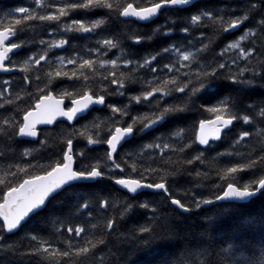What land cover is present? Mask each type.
<instances>
[{
  "label": "snow or ice",
  "instance_id": "obj_1",
  "mask_svg": "<svg viewBox=\"0 0 264 264\" xmlns=\"http://www.w3.org/2000/svg\"><path fill=\"white\" fill-rule=\"evenodd\" d=\"M193 2L151 0L141 6L121 0H32L34 7L19 6L0 18V74L23 73L19 87H13V79L0 80V264H132V256L158 245L175 249L160 264H264V243L257 251L254 244L218 239L210 231V215L195 233L183 227L190 215L209 207L216 209L214 215H225L235 202L264 196V96L243 106L239 100L248 89L264 88V0H216V6L194 9L190 17L166 18L146 36L109 32L110 25L151 22L163 10ZM77 12L84 17L73 18ZM181 24L185 39L158 51L140 56L125 44L168 38ZM208 28L220 38L244 30L216 53L218 42H201ZM43 31L53 39L37 40ZM193 31L199 37L188 39ZM79 39L86 43H73ZM34 45L38 51L13 59ZM68 47L71 54H54ZM161 59L166 60L162 67ZM94 84L101 85L99 91ZM220 88L228 90L220 93ZM109 97L117 99L109 102ZM26 101L31 103L21 107ZM134 106L145 110L133 114ZM105 108L110 115L87 119ZM194 111L202 118L192 125L194 138L185 141L188 130L179 125ZM79 120L85 122L77 128ZM239 121L250 130L235 133ZM54 124L63 127L48 162L41 164L40 150L57 134L37 126ZM161 129L120 152L133 137L143 141ZM79 140L86 144L77 151L74 141ZM229 140L228 149L209 157L216 142ZM101 145H106L103 153H94L93 146ZM177 152L185 159L173 166L165 157ZM209 159L227 160L216 167L214 178L197 167ZM157 161L162 163L152 167ZM129 167L127 177L116 175ZM245 172L251 178L243 180ZM101 179L119 188L100 198L103 193L89 191L88 182ZM181 179L192 185L183 189V198L171 190ZM204 180L211 184V195L204 194ZM145 189L158 199L138 201ZM62 194L60 211L45 218V228L26 231ZM73 221L80 223L73 227ZM259 221L264 229V210ZM130 222L133 227H127ZM65 225L63 247L41 234L63 236Z\"/></svg>",
  "mask_w": 264,
  "mask_h": 264
},
{
  "label": "trees",
  "instance_id": "obj_2",
  "mask_svg": "<svg viewBox=\"0 0 264 264\" xmlns=\"http://www.w3.org/2000/svg\"><path fill=\"white\" fill-rule=\"evenodd\" d=\"M45 3H47V0H44ZM59 3H63L64 0H58ZM123 3H133L134 5H146L151 2V0H121ZM31 6L34 7V3H32V0H0V18H3L9 11H13L15 8L19 6ZM216 6V0H200L196 4L192 5L191 7L187 9H180V10H165L161 12V14L156 17L151 23L146 25H141L136 22L131 24H114L109 26V32L110 33H126L128 36L131 35H150L152 34V30L156 28L158 25H163L165 23L166 18L171 19H183L186 17H190V15L193 13L194 9H201V8H208L211 9L212 7ZM83 13H74L73 18H83ZM227 19V17H226ZM181 24L178 26L175 30V32L168 38L163 37H156L151 42L144 41L139 45L132 44V41L130 39L125 40V44L131 46L134 48L140 56H144L148 52H154L158 51L161 47H163L165 44L172 43L174 41L184 40V35L180 32L179 28L182 27ZM243 28L235 32V34L228 33L224 34L223 38H220L217 36V34L214 33V31L211 28L204 29V37L201 42L203 43H211V42H218L217 46L215 47V52L218 53L220 51V48L224 46V44L230 42L233 39H237L240 34L243 32ZM29 36L33 35V33L29 32ZM199 32L193 31L192 36L188 37V39L198 38ZM24 37L21 36L20 39H23ZM48 39L51 40L53 37L48 35L47 31L39 32L36 35V39ZM59 38V37H56ZM16 42H19L17 40ZM73 43H76L78 45H84L86 43V40L79 39L76 41H73ZM246 44V42H244ZM197 47H199V43H197ZM127 47L125 48V52L127 51ZM38 51V45L31 46V50L29 48H25L20 50L13 59H21L22 57L31 54V52ZM72 48L68 47L66 50H60L56 49L54 50L55 55L60 54H71ZM116 55H119V52H116ZM54 58V56H53ZM114 58V57H113ZM166 62L165 59H161L159 62V66L162 67L163 63ZM155 66V65H154ZM244 64L241 62V67H243ZM48 65H45V70H47ZM71 68V66H69ZM23 73L20 74H12L10 76H3L0 75V80L3 79H13L17 83L13 85V87H19L20 82L22 81ZM148 78L150 79L151 76L149 75ZM226 83V82H225ZM92 87L95 88V90L99 91L101 85L94 84ZM82 90V89H81ZM228 89L226 88H220L217 89L220 93L227 92ZM261 96H264V88H253L248 89L244 92H242L239 96V100L241 105H247L249 103H252L259 99ZM117 98L115 97H109V102H115ZM126 102V101H125ZM31 103V101H26L24 105H21V107L27 106V104ZM67 104L70 105V101H66ZM199 106V105H198ZM145 109L142 106H134L133 114L136 112H143ZM99 115L101 117L105 115H110L108 112V109H103L102 111L93 112L91 115L87 117L88 120L92 119V116ZM206 115V114H205ZM202 118L199 113H196L195 111L188 115V119L179 127L181 128H187V134L184 137V140L187 141L189 137L194 138L193 136V128L192 125L195 123L198 126L199 119ZM84 120H79L75 123V126L78 128L81 124H83ZM63 126L60 124L55 125L52 129H45L43 130L45 134L47 133H56V137H53L49 139L48 142V148L40 150L39 155L37 156V160L41 164H46L48 162V154L49 151L53 149V146L57 143L59 139V133L61 131V128ZM172 127H177L176 125H172ZM65 134L69 129L64 128L63 129ZM151 133L148 137L145 138V140L141 141L139 137H133L132 140L125 144L123 148L120 149V152L123 153L125 151H130L134 148H136L137 144H142L147 142L152 138V136L159 135V131ZM242 130H250L247 126L243 125L242 121H239L236 123L233 131L235 133H238ZM40 139H45V135H40ZM231 140L227 142H218L213 145L214 151L208 153L209 157L216 156V153L223 152L226 149L229 148V145L231 144ZM179 143V142H178ZM86 144V140H79L74 141V147L77 151L79 149L83 148ZM66 146V145H65ZM35 147L39 149V142L37 141ZM198 149V146H196ZM104 149H106V145L101 146H93L94 153H103ZM244 149L242 148L241 151ZM158 155V154H157ZM190 158V156L188 157ZM28 159V158H25ZM185 159V157L181 156L178 152L177 153H169L165 160H170L172 162L173 166L182 165V161ZM238 159V158H237ZM33 163H36V160L32 161ZM94 162V161H93ZM162 162L157 161L156 163L152 164V167H157ZM227 163L226 159H221L218 162L212 161L209 159L206 161L205 166L201 167L197 165L198 168H200L201 171H208L210 175L214 178L215 177V170L218 166H224ZM170 170V169H169ZM131 172L130 167L126 169L125 173H119L117 170L116 175L117 176H125L127 177L128 174ZM243 178V180H247L251 178L252 174L249 172L241 173L240 174ZM3 176V171L0 170V177ZM153 179L158 180L159 177L154 176ZM192 185L185 182L184 179H181L177 184L171 185V190L174 195L182 197L183 189L189 188ZM211 188V184L208 180L203 181V191L205 195H211V192L209 189ZM89 191L95 192L97 195H100L103 193V196L100 198H103L105 196H108L109 193H113L117 190L116 186L113 184V181L108 179H102L98 182H95L93 184H90V187L88 189ZM63 198V194L60 197H57L55 200H53L49 205L48 208L40 214L39 217L34 218L32 221H30L29 225L25 226V230L28 232H40L41 229L45 228V225L43 221L45 218H47L50 214L56 212L59 213L60 211V201ZM158 199V197L154 196L153 193H142L138 196V201L142 202L146 199ZM183 198V197H182ZM185 202L187 203V199L185 198ZM264 210V196H257L254 199L250 200L248 203L245 204H234V206L229 208V213L225 215H214L213 213L216 211V209L209 207L208 210L200 212L199 216L197 215H190L186 221V224L183 226L186 229H190L193 233L197 232L201 227V222L204 221L205 216L210 215L212 216L211 220V228L210 231L219 239V238H225V237H231L233 240H236L238 242H243L245 244L250 245H256V250L259 251V246L264 243V229L261 228V224L259 221V216L261 211ZM143 210H139V212H142ZM114 210L109 207L108 213L113 214ZM139 212L137 213L135 219H139ZM88 214L85 213V216ZM146 215V213H145ZM96 221H93L95 223ZM139 222H143L142 219L139 220ZM80 221H73L72 226L75 227ZM134 224L130 222L127 227H133ZM59 227V225H57ZM64 235L63 236H49L47 235V232L41 233L45 236V239H51L55 243H60L61 241H64L67 236V225H65L63 229ZM10 239H15V237H10ZM76 242V239H73V243ZM60 246L63 247V244L60 243ZM175 249H170L168 247H165L163 245H158L154 249L149 250L147 252H139L136 255L132 256V264H160V262L173 255Z\"/></svg>",
  "mask_w": 264,
  "mask_h": 264
},
{
  "label": "water",
  "instance_id": "obj_3",
  "mask_svg": "<svg viewBox=\"0 0 264 264\" xmlns=\"http://www.w3.org/2000/svg\"><path fill=\"white\" fill-rule=\"evenodd\" d=\"M199 0H194V2H193V4H195V3H197ZM189 7H191V6H189ZM189 7H186V8H189ZM186 8H183V9H186ZM167 10V9H166ZM164 11V10H163ZM153 21V20H152ZM151 21V22H152ZM151 22H137V23H139V24H142V25H146V24H149V23H151ZM16 73V72H15ZM13 74V73H12ZM0 75H10V74H0ZM60 118H58V120H59ZM64 122H66L67 123V121H64ZM75 123V122H74ZM51 126H53V125H38L37 127L38 128H42V127H51ZM199 147H201V148H203L204 146H199ZM88 183H92V182H88ZM116 188L118 189L119 188V186H116ZM143 192H151V190H147V189H145V190H143ZM152 193V192H151ZM251 199H253V198H250L249 200H247V201H240V202H235V204H245V203H248Z\"/></svg>",
  "mask_w": 264,
  "mask_h": 264
},
{
  "label": "bare ground",
  "instance_id": "obj_4",
  "mask_svg": "<svg viewBox=\"0 0 264 264\" xmlns=\"http://www.w3.org/2000/svg\"><path fill=\"white\" fill-rule=\"evenodd\" d=\"M187 9V8H186ZM168 10V9H167ZM77 122V121H76ZM75 122V123H76ZM64 124H67L66 122H63ZM55 125H57V124H54L53 126H51V127H42V128H38L39 130H45V129H52ZM218 143V142H217ZM198 146V145H197ZM199 147V146H198ZM199 148H201V147H199ZM202 149V148H201ZM102 180V179H101ZM89 184H93V183H89ZM114 184V183H113ZM115 185V184H114ZM116 186V185H115ZM255 198V197H254ZM253 198V199H254ZM252 200V199H251Z\"/></svg>",
  "mask_w": 264,
  "mask_h": 264
}]
</instances>
